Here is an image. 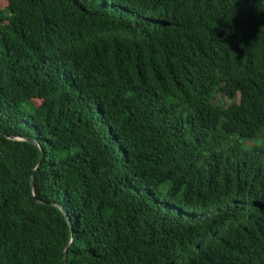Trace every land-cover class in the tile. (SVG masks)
<instances>
[{
    "label": "trees",
    "instance_id": "16d2710c",
    "mask_svg": "<svg viewBox=\"0 0 264 264\" xmlns=\"http://www.w3.org/2000/svg\"><path fill=\"white\" fill-rule=\"evenodd\" d=\"M64 257L264 264V0H0V264Z\"/></svg>",
    "mask_w": 264,
    "mask_h": 264
},
{
    "label": "rangeland",
    "instance_id": "374dc122",
    "mask_svg": "<svg viewBox=\"0 0 264 264\" xmlns=\"http://www.w3.org/2000/svg\"><path fill=\"white\" fill-rule=\"evenodd\" d=\"M217 101H219L220 104H225V103H227V100H226V99H224V98H220V97L217 98ZM235 101L237 102V101H238V98H237Z\"/></svg>",
    "mask_w": 264,
    "mask_h": 264
},
{
    "label": "water",
    "instance_id": "95a60500",
    "mask_svg": "<svg viewBox=\"0 0 264 264\" xmlns=\"http://www.w3.org/2000/svg\"><path fill=\"white\" fill-rule=\"evenodd\" d=\"M29 141L32 142L31 140H29ZM31 185H32V182H31ZM67 249H68V248H66V250L64 251V254H66ZM63 261H64V264H65V262H66V261H65V257H64Z\"/></svg>",
    "mask_w": 264,
    "mask_h": 264
}]
</instances>
